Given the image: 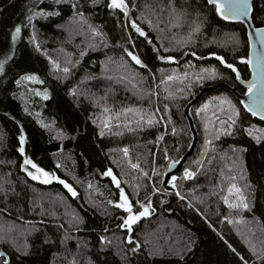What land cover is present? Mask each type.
<instances>
[{
  "label": "trees",
  "instance_id": "obj_1",
  "mask_svg": "<svg viewBox=\"0 0 264 264\" xmlns=\"http://www.w3.org/2000/svg\"><path fill=\"white\" fill-rule=\"evenodd\" d=\"M125 2L127 16L109 9L107 0H0V60L5 61L0 71V264H261L264 139L257 143L245 129L264 128V121L245 111L230 91H209L191 106L198 138L184 167L194 175L184 179L182 170L175 175L176 187L162 183L168 163L178 160L191 142L185 104L209 84L224 82L246 91L217 59L249 78L244 24L217 16L207 0ZM39 9L58 15L29 21ZM177 14L179 21L173 23ZM251 17L255 26L264 25V0L252 1ZM132 21L144 37L131 28ZM79 22L80 29L75 27ZM196 23L199 28L192 31ZM17 25L21 31L13 40ZM89 26L103 36H94ZM33 33L43 41L38 48ZM125 48L147 67L132 62ZM158 55L174 60L162 61ZM209 68L215 69L214 76L200 71ZM29 74L40 82L17 83ZM167 75L174 79L161 84ZM196 75L204 78L197 81ZM37 90H47L48 98L36 95ZM213 97H227L239 115L230 133L210 130L205 137L204 113L197 115L196 109L208 101L214 112L219 101ZM125 107L146 110L155 122L137 124L131 113L114 115ZM215 114L227 121L226 112ZM103 115L112 117L107 129ZM211 127L226 125L211 121ZM21 132L24 155L72 185L76 196L59 180L45 184L27 175L21 168ZM205 138L210 143L202 152ZM107 169L134 210H140L137 200L151 201L150 214L132 225V232L119 227L127 213L108 203L119 200V188L102 175ZM232 175L248 208H228L222 200ZM170 188L180 197L168 195Z\"/></svg>",
  "mask_w": 264,
  "mask_h": 264
},
{
  "label": "snow or ice",
  "instance_id": "obj_2",
  "mask_svg": "<svg viewBox=\"0 0 264 264\" xmlns=\"http://www.w3.org/2000/svg\"><path fill=\"white\" fill-rule=\"evenodd\" d=\"M57 4L61 3L62 0H55ZM95 3L96 0H93ZM171 3V0H170ZM208 3L210 5H214L215 8V13L217 16L222 17L224 20H231V19H238L241 16L247 15L248 11L250 10L248 8V5L246 3V0H208ZM73 8L76 7L75 4L72 5ZM107 7L109 9H119L124 13L125 16L128 15V4L125 2V0H107ZM174 12V9H173ZM75 14V13H74ZM58 15L56 11L52 12H46L43 9H39L38 11H33L32 14L28 17V20L31 21L35 17H43V16H54ZM81 19H83V14L79 13L78 14ZM179 21V15L177 14L175 16V19L173 23H176ZM148 23L151 25V21L149 20ZM195 23V22H194ZM90 31L94 36H103V33L98 32L95 27L89 26ZM131 28L135 30L141 37L145 36V32L142 30V28L135 22H131ZM199 28V24L196 23L195 27L192 29V31H196ZM21 28L20 25L15 26L14 30L12 31V39L15 40L18 34L20 33ZM257 33L260 35L258 36V40L262 46H264V29H256ZM191 35V33H189ZM131 42V41H129ZM32 43H36L35 36L32 38ZM151 43V41H149ZM39 47V45H37ZM154 51L156 50L155 48L153 49ZM125 53L127 54L128 57H130L131 61L134 62L136 65H140L142 67H147L142 61V59L136 55L134 52L130 51L128 48L124 49ZM81 56L84 55V52L80 53ZM195 55V53H193ZM210 55H215L214 53H211ZM157 59L162 60V61H173L174 57L171 55H158ZM217 59L220 60L221 63H225L222 57H217ZM241 62H245V57H240ZM249 65L252 63V57L251 55L248 56L247 61ZM4 60H0V71H3L4 69ZM54 66L55 65V62ZM258 65L261 68V71L259 73V76L256 77L254 74V79L251 81L247 82V91L244 93V95L249 97V100L247 102L241 101L242 104L245 105V108L251 112L253 116L259 115L262 120H264V52L260 54L258 57ZM227 68L231 69L233 72L236 73V79H240L239 72L237 69L232 65V64H226ZM63 71L67 73L69 69L67 67L63 68ZM202 73L207 72L209 74V77L214 76L215 69L209 68V69H201L200 70ZM188 75V74H186ZM197 81H200L204 77L200 75H196L194 77ZM174 77L171 75L164 76L163 80L160 81L161 84H164L165 81H170L173 80ZM21 81H35V82H40L39 78L35 74H29V75H24L20 77V80L17 81V83H20ZM244 83V81H241ZM38 96H42L44 99H47V90L44 92L36 91L35 93ZM212 100H218L219 101V106H213L214 107V112L209 111L210 105L208 101H205L203 104H201L200 107L196 109V114L200 115L202 112L204 113L202 120H203V128L205 130V137L209 135L210 130L214 131L216 133L220 132H227L230 133L234 124H235V117L239 115L238 110L236 106L232 103L231 100H229L227 97H213L211 98ZM226 106V108H225ZM109 108L104 107L103 108V113L107 114L109 113ZM165 111H167V105H165ZM227 113V121L221 120L219 116H217L215 113ZM122 113L127 114L131 113L133 116L137 117V124H145V125H152L155 122V117L150 113L147 112L146 110L139 109L136 107H125L121 109L118 112H115L114 115L116 117H119ZM110 115H103L102 116V125L104 129H107L109 127V121L111 120ZM211 121H217L218 123L222 125H226L224 128L220 127H211L210 128V122ZM131 120H128V123H131ZM170 122V121H169ZM117 123L119 121L117 120ZM131 130V129H129ZM173 132H175V129H173ZM245 132L249 136H251L257 143H259L262 139H264V128H259L256 129L255 126H252V128H246ZM100 135H104V131L102 130L100 132ZM159 139V137H157ZM24 140L25 137L23 135V132H21V135L19 136V141L21 147L19 148V151L23 154L24 152ZM210 141L205 138L204 140V145L205 148L202 149L203 151H206L207 146L209 145ZM124 155L127 156L128 150L127 148L123 149ZM165 159H168L167 154H165ZM177 163L176 160H172L169 164V167L175 165ZM193 163H197V161H193ZM26 165H31V168L34 169V171H28L25 166ZM132 168H138V164H131ZM21 168H25L27 171L28 176H30L33 180H41L43 183L47 184L49 183L50 180H59V183L64 186L65 189H67L68 193H70L72 196H76L77 193L70 185L63 179H59L55 174L49 173L45 171L44 168L38 166L36 163H34L31 159H29L27 156L24 157L23 164H21ZM153 172H156V169H153ZM102 175L111 177L112 178V183L115 184L119 188V200L118 201H113L109 200V204L115 203L118 208L123 209L127 215L123 219V223L119 225L120 228H127L128 232H132V225H134L138 220H140L141 217H147L150 214V209H151V201L149 200L148 203H141L139 200L136 201V204L139 205L138 211L134 210L133 203L130 202L128 196L125 193V190L119 186V181L116 176L113 175V172L111 169L105 170ZM194 175V172L190 170L189 167H184L183 169V178L184 179H190ZM151 179V177H149ZM229 179V184L227 186V194L222 196V200L224 203L228 206V208H236V209H245L248 208L249 205L246 202V197L244 194V190L237 185L236 181V176L232 175L228 177ZM240 179H244L243 176L240 177ZM177 180L176 176H171L170 179H168L166 182L169 185H172L173 187H176L175 181ZM245 188L248 187L246 184L244 186ZM157 189H154L156 191ZM179 195V192L176 193ZM231 197H234L232 199ZM231 222V221H229ZM106 238L104 236L100 237V241L103 244L105 242ZM127 240L131 242L132 237L128 236ZM110 243V242H109ZM139 245H136V248H138ZM231 247V245H229ZM136 248H132L131 251L135 252ZM233 252H235V249H232ZM253 251L255 249L253 248ZM239 255V253H237ZM261 257H264V251H261L260 253ZM243 259V257H241ZM5 264H8V261L5 260ZM247 264V262H245ZM261 264H264V260H261Z\"/></svg>",
  "mask_w": 264,
  "mask_h": 264
},
{
  "label": "water",
  "instance_id": "obj_3",
  "mask_svg": "<svg viewBox=\"0 0 264 264\" xmlns=\"http://www.w3.org/2000/svg\"><path fill=\"white\" fill-rule=\"evenodd\" d=\"M252 1L253 0H246L248 8L250 9L248 11L247 15L241 16L238 19L227 20V21H231V22H241L242 24H244V26L246 28V35H247L248 45H249L248 56L251 55V57H252L251 65L248 64V68H249V72H250L249 78H247V79L242 78V76H241L240 72L238 71V69L236 68V66H234L232 64L237 69V71L239 72V75H240V79L239 80L236 79V81L242 87L246 88V91H247V82L254 79V74H255L256 77L259 76L261 68L258 65V57L260 56V54L262 52H264V46H262L260 44L259 40H258V36L260 34L257 33V31H256V29H258V28L259 29H264V25H262V26H255L254 25L252 17H251ZM207 2H208V0H207ZM226 64H228V63H223V66L225 68H227ZM233 73H234L235 78H236V73L235 72H233ZM241 81H244V83H242ZM220 89H226V90L230 91L234 95V97L240 101V103H241V101L247 102L249 100V97L244 95V93L246 91L245 92H240L237 89H235L233 86H231V85H229L227 83H224V82H220V83H217V84H209V85H206L203 88H201L185 104V106L183 108V112H184V115H185L186 120L188 122L189 129H190V131L192 133L191 142H190L188 148L186 149V151L181 155V157L178 160H176L177 163L175 165L169 167L170 162L168 163L167 169H166L165 174H164L163 179H162L163 186H165V187L168 186L169 187V185H168V183L166 181L168 179H170L171 176H175V175L179 174L183 170L184 164H185L187 158L193 153L194 148L196 146L198 133H197V130H196V127L194 125L193 118H192V115H191V111H190L191 106L194 105L205 93H207L209 91H217V90H220ZM241 105L243 106L245 111H247L249 114H251V112L248 111L245 108L244 104L241 103ZM251 116L262 120L259 115L253 116L251 114Z\"/></svg>",
  "mask_w": 264,
  "mask_h": 264
},
{
  "label": "rangeland",
  "instance_id": "obj_4",
  "mask_svg": "<svg viewBox=\"0 0 264 264\" xmlns=\"http://www.w3.org/2000/svg\"><path fill=\"white\" fill-rule=\"evenodd\" d=\"M73 26H74V24H73ZM75 27L76 28H78V29H80V27H81V23L79 22V24L78 23H76L75 24ZM70 32V31H69ZM33 36H35V39H36V43H35V45H36V47H37V45H41L42 44V42L43 41H41V40H39V38L36 36V34H32V38H33ZM38 48V47H37ZM61 55H63L64 57L67 55V53H65L64 51L63 52H61ZM51 61L52 62H54L55 61V65H56V62L58 61L55 57H53L52 59H51ZM59 62V61H58ZM25 156H27V155H24V152H23V160H22V164H23V161H24V157ZM28 157V156H27ZM29 158V157H28ZM30 159V158H29ZM25 168L28 170V171H34V169H32L31 168V165H26L25 166ZM25 168H22L26 173H27V171L25 170ZM50 173V172H49ZM28 175V174H27ZM30 177V176H29ZM36 181H40V182H42L41 180H36ZM51 181V180H50ZM58 181V180H57ZM165 187V186H164ZM166 188H169L168 186L166 187ZM171 189V188H170ZM177 192L174 190V189H171V190H169V192H168V195H170V196H178V197H180V194L179 195H177L176 194ZM150 211H151V209H150ZM127 215V214H126ZM126 217V216H125Z\"/></svg>",
  "mask_w": 264,
  "mask_h": 264
}]
</instances>
